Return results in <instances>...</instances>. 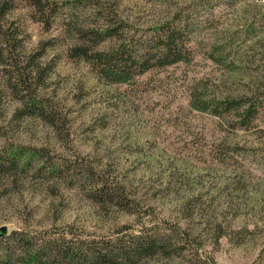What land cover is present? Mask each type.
Masks as SVG:
<instances>
[{
    "label": "rangeland",
    "instance_id": "1",
    "mask_svg": "<svg viewBox=\"0 0 264 264\" xmlns=\"http://www.w3.org/2000/svg\"><path fill=\"white\" fill-rule=\"evenodd\" d=\"M12 1L2 23L21 38L15 49L20 62L15 68L0 59V150L29 146L53 157L88 160L125 184L133 207L97 204L84 186L65 179L46 181L21 169L0 173V228H6L0 249L13 244L8 236L14 230L65 245L99 240L123 224L138 230L153 222H178L196 227L205 243L199 256L204 262L212 258L206 264H264V108L245 129L232 114L217 117L190 103L200 85L216 98L258 86L264 102V5L255 0H220L213 8L204 0H106L139 30L177 9L191 7L198 17L189 62L109 85L87 63L68 56L72 41L60 20L47 28L29 0ZM55 1L61 17L60 2L70 0ZM251 24L252 36L245 30ZM223 40L227 67L208 57V48ZM36 64L44 68L39 78L28 73ZM18 72L30 76L27 85L40 86L37 93L57 115V126L20 111V96L27 91ZM213 226L227 234L218 242ZM245 227L250 231L244 233ZM45 264L68 263L54 253ZM142 264L185 263L158 256Z\"/></svg>",
    "mask_w": 264,
    "mask_h": 264
},
{
    "label": "trees",
    "instance_id": "2",
    "mask_svg": "<svg viewBox=\"0 0 264 264\" xmlns=\"http://www.w3.org/2000/svg\"><path fill=\"white\" fill-rule=\"evenodd\" d=\"M29 1L45 27L61 21L72 41L67 49L68 56L87 63L104 84L130 83L135 76L155 67L189 62L192 58V43L196 37L194 27L198 17L196 9L191 7L174 10L154 25L139 30L119 17L113 5L106 0L60 2L61 17L55 0ZM204 1L211 8L220 3V0ZM12 7V0H0V59L11 62L16 68L20 58L15 56V49L21 47V38H17L15 28L5 27L2 23ZM245 30L252 36L256 29L251 24ZM109 40L114 41L110 46L96 47ZM208 50L209 58L227 67L228 50L224 40L215 42ZM31 67L29 74L37 78L42 76L43 67L37 64ZM17 78L27 91L20 96L24 105L20 111L46 117L52 126H57V115L47 110L51 106L37 93L40 86L27 85L30 76H26L25 72H18ZM257 87L245 94L216 98L209 96L205 85H200L192 90L190 103L195 109L217 117L232 114L241 128L248 129L260 109L264 108L263 93ZM19 169L32 171L46 181L65 179L71 184L84 186L89 198L97 204L120 206L121 209L133 207L125 184L88 160L53 157L43 149L29 146L9 145L0 150V173ZM215 229L218 233L215 242L227 235L221 226H213V231ZM242 230L244 233L250 231L247 227ZM243 232L237 233L240 235ZM8 238L13 244L0 249V264H45L54 253L60 254L68 264H142L158 256L185 264H206L212 260L207 256L204 262L199 256V250L205 243L191 223L153 222L141 225L138 230L123 224L112 235L99 240L71 241L65 245L57 240L39 239L22 230L12 231ZM242 241L237 240V244Z\"/></svg>",
    "mask_w": 264,
    "mask_h": 264
},
{
    "label": "water",
    "instance_id": "3",
    "mask_svg": "<svg viewBox=\"0 0 264 264\" xmlns=\"http://www.w3.org/2000/svg\"><path fill=\"white\" fill-rule=\"evenodd\" d=\"M6 233V228L5 227H1L0 228V235H3Z\"/></svg>",
    "mask_w": 264,
    "mask_h": 264
},
{
    "label": "built area",
    "instance_id": "4",
    "mask_svg": "<svg viewBox=\"0 0 264 264\" xmlns=\"http://www.w3.org/2000/svg\"><path fill=\"white\" fill-rule=\"evenodd\" d=\"M255 2L260 4V5H264V0H255Z\"/></svg>",
    "mask_w": 264,
    "mask_h": 264
}]
</instances>
